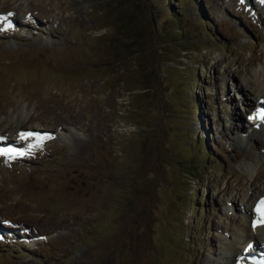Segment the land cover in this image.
<instances>
[{
    "label": "rangeland",
    "instance_id": "obj_1",
    "mask_svg": "<svg viewBox=\"0 0 264 264\" xmlns=\"http://www.w3.org/2000/svg\"><path fill=\"white\" fill-rule=\"evenodd\" d=\"M254 1L0 0V264H238L249 219L264 239Z\"/></svg>",
    "mask_w": 264,
    "mask_h": 264
},
{
    "label": "bare ground",
    "instance_id": "obj_2",
    "mask_svg": "<svg viewBox=\"0 0 264 264\" xmlns=\"http://www.w3.org/2000/svg\"><path fill=\"white\" fill-rule=\"evenodd\" d=\"M258 1H260V0H258ZM262 1V0H261ZM264 1V0H263ZM254 3H256L257 4V0H255L254 1ZM248 86H251V82L250 81H248V82H246L245 83V85H243V86H240V88L238 89V92L241 94V99H240V102H243L244 103V105H247L248 107H250V109H249V112H251V113H257V112H259V109L260 110H263L264 111V105L263 104H261V103H259L258 104V108H254V109H252V111H250L251 110V105H252V103H250V101H249V99H247V93H248V91H247V89H248ZM264 86V85H263ZM256 100L257 101H264V95L263 96H261V95H256ZM256 100H255V102H256ZM230 102V101H229ZM248 111V110H247ZM237 112H235L234 110L232 111V112H229V116L227 115V118H228V127H229V130H232V128H234V126L236 125L235 124V121L236 120H238V118H240V116H238L237 114H236ZM16 129H17V131H18V133H20V132H27V133H32L31 132V130H32V128L30 129V128H28L27 127V125H25V124H22L21 126H18V124L16 125ZM228 127H227V129H228ZM240 127H242V126H240ZM16 136H19V134H16ZM27 139V138H26ZM75 143V142H74ZM80 143V142H79ZM10 144H13L14 145V143H11V142H8V145H10ZM79 145V144H78ZM77 145V146H78ZM82 145V144H81ZM0 146L1 147H4V146H7V144H5V141H3V140H1V142H0ZM74 146H76V143L74 144ZM84 148V147H83ZM81 150V149H80ZM81 153V152H80ZM254 189V188H253ZM248 200H251L250 199V197L248 198ZM248 200H247V202H248ZM263 200V199H262ZM261 200V201H262ZM230 204V203H229ZM231 205V204H230ZM253 206V205H252ZM234 207V206H233ZM249 210V209H248ZM248 210H245L246 211V213L248 214L249 213V215H250V212L248 211ZM256 211V215L257 216H262V212L260 211V210H258V209H256L255 210ZM242 213H244L243 211H242ZM245 214V213H244ZM264 216V215H263ZM262 216V217H263ZM259 221V220H258ZM260 221H261V218H260ZM254 224H255V222L252 220V219H249V221H247V224H246V226H245V229H246V233L244 234V236H243V241H244V243L247 245V246H245V247H241V248H239V249H237V248H235V253L237 254V256H235V258H238V259H240L239 260V262L240 263H242L241 261H243L244 259H250V256L253 258V260L251 261L250 260V262H253L254 261V259H256V264H262V263H264V239H261L258 243H257V239H255L252 235L254 234ZM257 229V228H256ZM255 229V230H256ZM260 244V245H259ZM255 250H257V251H259L258 253H257V251H255ZM252 252L254 253L253 255L254 256H252ZM244 255H248V256H246V257H243ZM255 262H253V263H255Z\"/></svg>",
    "mask_w": 264,
    "mask_h": 264
},
{
    "label": "snow or ice",
    "instance_id": "obj_3",
    "mask_svg": "<svg viewBox=\"0 0 264 264\" xmlns=\"http://www.w3.org/2000/svg\"><path fill=\"white\" fill-rule=\"evenodd\" d=\"M260 118L262 120H264V113H261L260 114ZM33 135L39 137V134H34V133H21L22 138H27V137L33 136ZM5 154H10V153H5L3 150H0V155H5ZM258 210H260L262 212V215H264V200H262L260 202V206H259ZM261 222L264 223V220H262Z\"/></svg>",
    "mask_w": 264,
    "mask_h": 264
},
{
    "label": "trees",
    "instance_id": "obj_4",
    "mask_svg": "<svg viewBox=\"0 0 264 264\" xmlns=\"http://www.w3.org/2000/svg\"><path fill=\"white\" fill-rule=\"evenodd\" d=\"M169 1H171V0H162L161 5H162V6H166V2H169ZM208 145H209V147H210L212 150H213V148H215V145L212 144L211 142H210ZM203 148H204V150H207V146H206V144L203 145ZM185 173H186V176H188L189 178H191L187 172H185Z\"/></svg>",
    "mask_w": 264,
    "mask_h": 264
}]
</instances>
